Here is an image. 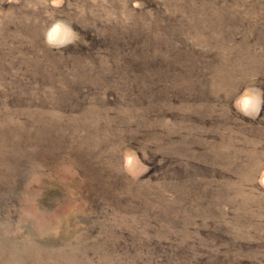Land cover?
I'll list each match as a JSON object with an SVG mask.
<instances>
[{"label":"rangeland","instance_id":"obj_1","mask_svg":"<svg viewBox=\"0 0 264 264\" xmlns=\"http://www.w3.org/2000/svg\"><path fill=\"white\" fill-rule=\"evenodd\" d=\"M0 264H264V0H0Z\"/></svg>","mask_w":264,"mask_h":264}]
</instances>
